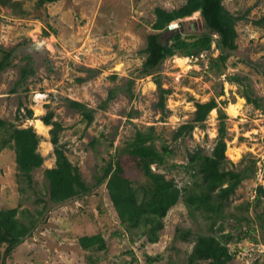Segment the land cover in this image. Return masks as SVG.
<instances>
[{
	"label": "rangeland",
	"instance_id": "374dc122",
	"mask_svg": "<svg viewBox=\"0 0 264 264\" xmlns=\"http://www.w3.org/2000/svg\"><path fill=\"white\" fill-rule=\"evenodd\" d=\"M36 1L23 2L28 13L21 18L10 9L0 8V59L2 50H12L11 65L0 73V118L19 128L32 127L41 139L38 151L44 159L42 167L32 172L33 182L29 186L19 176L13 151H0V208L17 206L19 216L21 211L27 212L22 220L38 219L32 235L5 264H91L90 260L93 264H127L132 258H136L132 264H147L145 255L158 257V261L149 264H187L196 236L211 234L205 217L190 211L180 200L163 219L158 242L149 244L136 232H123L105 185L96 186L95 177L102 174L106 161L122 152L137 130L146 132L153 127L157 147L164 142L173 155L166 168L156 170L152 166V170L164 174L180 188L190 186L185 169L173 165H185L188 152L199 148L205 154L211 153L219 128L218 108L226 115V168L240 170L254 163L256 171L229 198L224 233L237 232L233 216L256 221L255 213H262L264 219V196L258 208L253 206L256 188L262 186L264 190V112L247 104L241 97L242 87L227 80L229 76L246 78L253 96L261 99L264 106V27L253 23L264 16V0L223 1L229 12L244 14L245 19L236 25L237 48L229 53L222 74L208 71L205 58L173 56L148 76L141 72L142 50L152 32L154 9H176L185 0H59L41 9L35 7ZM173 27L183 34L205 30L198 12L173 22ZM169 36L164 34L161 40L167 42ZM218 54L213 43L210 55ZM26 64L34 74L20 86V68ZM154 78L159 79L161 88L170 91L164 112L158 108L159 91ZM110 90H114L115 98L101 109ZM67 99L95 111L89 127L67 107ZM210 99H215L218 108L210 111L204 127H196L191 136L173 141L176 129L192 121L195 102ZM20 105L21 114L25 109L32 111V119L14 120ZM231 105L236 107L235 114L229 110ZM47 112H52V120L63 128L59 142L67 159L78 167L82 180L91 187L88 194L61 205L48 202L43 177V171L52 168L55 161L49 142L50 127L44 125L43 132L35 127V121ZM230 153H236V157ZM121 163L125 177L134 187L145 184V177L128 155L121 157ZM47 202V209L38 216L36 211ZM246 203L250 205L248 210ZM176 228L190 230L189 239L176 238ZM251 228L259 242L256 245L248 238L230 242L231 253L236 248L241 252L228 264H251L254 260L264 264L262 230L257 222ZM94 234L102 235L106 249H81L78 238Z\"/></svg>",
	"mask_w": 264,
	"mask_h": 264
},
{
	"label": "trees",
	"instance_id": "16d2710c",
	"mask_svg": "<svg viewBox=\"0 0 264 264\" xmlns=\"http://www.w3.org/2000/svg\"><path fill=\"white\" fill-rule=\"evenodd\" d=\"M27 0H0V8L10 9L14 16L24 17L28 11L23 9V2ZM59 0H37L35 7L41 9L47 3ZM224 0H185L178 8L166 10L161 7L154 9L155 19L151 24V33L146 37L145 47L142 50L144 60L141 72L148 76L156 70L167 58L179 56L184 58H205L208 71L222 74L225 69L229 53L236 50V25L244 20V14H233L223 5ZM198 12L203 20L205 30L199 33L176 32L163 42L162 36L172 27V23ZM0 16V23H1ZM254 25L264 27V16L255 20ZM47 35V33H45ZM213 35L216 38H213ZM215 43L219 54L216 57L210 55L212 44ZM12 50H2L0 59V73L11 65ZM34 71L27 64L20 68L18 85H24ZM242 87L241 97L247 104L264 112L262 100L253 96V92L246 78L229 76L227 79ZM80 81H83L80 79ZM154 83L159 91L158 108L164 112L166 95L169 90L161 88L159 79L154 78ZM15 87L12 91H16ZM132 98L130 88L127 89ZM115 98L114 90H110L106 99L102 102L101 109ZM67 107L77 112L81 120L89 127L94 119V110L84 104L67 99ZM194 116L191 122L181 125L173 133L172 140L177 141L185 136H191L194 128L204 127L211 110L218 108L215 99L207 102H195ZM18 106L14 120L32 119V111L25 109L24 114ZM218 110L219 128L215 145L210 154H205L199 148L187 154L185 165H173L182 167L188 173L190 186L178 187L173 180L165 178L164 174L156 173V170L166 168L167 160L173 155L172 149L162 142L156 145L158 137L154 134V128L150 127L146 132L137 130L135 136L129 141L122 152L115 153L114 157L106 161L102 167V174L95 177V185H105L109 200L117 213L120 228L125 233H138V237H144L146 242L154 244L159 240V232L163 229V219L167 212L180 200L193 212H197L206 218L209 223L208 235H197L193 241L187 264H196L199 261H207L210 264H228L235 254L240 253V248L231 253L228 248L230 242H240L242 239H250L256 245L259 238H255L252 232V224H258L264 237V219L262 213H255V220L247 216L232 217L236 220L234 230L237 232L224 233V222L227 219L225 209L230 197L235 194L241 183L255 174V164H246L240 170L227 169L225 159L226 128L224 120L226 115L222 109ZM53 113L47 112L40 118L45 126H49V142L53 149L54 166L43 171V177L47 183L46 195L51 204H63L67 201L84 196L91 191L81 178L78 167L72 165L67 159L63 146L59 142V134L62 126L53 121ZM40 137L32 127L19 128L14 122H8L0 118V151L10 149L14 153V161L19 176L30 186L33 182L32 172L40 169L44 159L38 151ZM128 155L135 167L142 172L146 182L140 187H134L132 182L125 177L121 157ZM261 196H264L262 186L256 188V196L253 206L258 208ZM40 201V200H39ZM48 202L41 210H37L41 216L47 209ZM250 205L246 203L245 209ZM26 212V211H25ZM24 211L19 216V207L0 208V264H5L14 250L23 241L30 237L36 227L38 219L28 217L22 220ZM27 213V212H26ZM31 216V215H30ZM24 219V218H23ZM138 231V232H137ZM219 232L220 234H216ZM116 235V234H115ZM191 236L190 230L175 229V237L187 241ZM78 244L85 251L100 252L106 249V242L101 234L81 236ZM261 242V240H260ZM264 245V238L261 242ZM145 263H155L158 257L145 255ZM136 258H132L127 264H132ZM93 264L94 261L90 260ZM254 260L251 264H257Z\"/></svg>",
	"mask_w": 264,
	"mask_h": 264
},
{
	"label": "bare ground",
	"instance_id": "6f19581e",
	"mask_svg": "<svg viewBox=\"0 0 264 264\" xmlns=\"http://www.w3.org/2000/svg\"><path fill=\"white\" fill-rule=\"evenodd\" d=\"M183 60H186V59H183ZM229 107V106H228ZM235 109H236V107L235 106H233V105H231L230 107H229V110H230V112L232 113V114H235ZM214 112V111H213ZM212 112V113H213ZM229 112V111H228ZM38 114V113H37ZM230 114V113H229ZM231 114V115H232ZM35 127L37 128V130L39 131V132H43V131H45L46 130V127L44 126V124H42L41 123V121L40 120H36L35 121ZM228 154H229V152H228ZM230 154H232L231 156H235L236 157V153L234 154V153H230Z\"/></svg>",
	"mask_w": 264,
	"mask_h": 264
},
{
	"label": "water",
	"instance_id": "95a60500",
	"mask_svg": "<svg viewBox=\"0 0 264 264\" xmlns=\"http://www.w3.org/2000/svg\"><path fill=\"white\" fill-rule=\"evenodd\" d=\"M176 32H179L178 29L172 28V29H168V31L165 34L172 35Z\"/></svg>",
	"mask_w": 264,
	"mask_h": 264
},
{
	"label": "clouds",
	"instance_id": "9594fccd",
	"mask_svg": "<svg viewBox=\"0 0 264 264\" xmlns=\"http://www.w3.org/2000/svg\"><path fill=\"white\" fill-rule=\"evenodd\" d=\"M174 28V27H173ZM169 29H172V27H170Z\"/></svg>",
	"mask_w": 264,
	"mask_h": 264
}]
</instances>
